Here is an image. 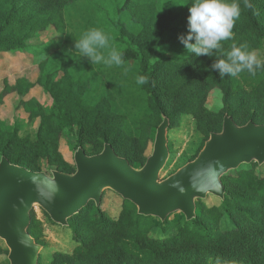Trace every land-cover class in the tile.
<instances>
[{
    "label": "trees",
    "instance_id": "trees-1",
    "mask_svg": "<svg viewBox=\"0 0 264 264\" xmlns=\"http://www.w3.org/2000/svg\"><path fill=\"white\" fill-rule=\"evenodd\" d=\"M76 1L0 0V52L25 50L38 33L50 27L59 33L75 27L77 34H67L62 53L55 58L60 60L62 57L61 62L69 63L68 67L73 63L71 69L75 72L88 70L91 78L98 76L96 80L107 85L102 100L89 106L83 100L88 87L86 81L68 73L56 81L52 77L53 71H42L38 84L51 96L52 109L47 114L36 102L24 104V110L29 108L34 113L32 118L40 117L34 138L29 133L21 135L18 128L7 131L0 123V158L5 156L12 164L36 172L41 171L39 161L46 159L56 170L72 173L74 168L64 161L59 147L62 135L68 132L75 138V148L82 147L87 155L98 154L108 143L117 155L126 158L134 167L137 160L145 163L143 152L162 114L170 119L169 129L175 117L191 116L196 129L205 136L200 150L211 132L221 130L224 114L235 121L233 110L214 114L204 108L210 88L222 90L227 104L236 98L238 104L244 100L241 96L246 94L245 85L250 94L264 99V70H257L255 76L244 71L236 77L220 78L219 70L212 65L224 58L222 53L213 50L211 56H196L185 48L179 37L188 34L189 0H108L107 5L111 4L116 10V21L106 13L98 16L94 10L100 11V8L88 4L87 0L78 8H71L80 16L74 25L67 21L65 13ZM238 2L241 14L232 29L233 38L221 42L225 53L231 50L233 43L237 46L246 43L252 51L264 41V0H251L252 8H245L243 0ZM91 28L102 30L109 37L110 45L123 53V67L131 65L137 69L138 76L149 78L147 84L140 85L146 96L144 110L148 115L142 118L138 138L127 136L123 116L111 108L112 92L106 81L109 69L102 68L104 64L101 63L95 70H90L89 66L94 64L89 58L79 56L74 48L75 40ZM178 43L182 45V53L176 59L154 62L169 45L172 51L173 47L179 49ZM65 54L72 60L67 61ZM93 79L91 85L95 87ZM23 83L24 93L33 87L31 83ZM88 146L91 154L86 151ZM262 166L252 162L225 174L221 178L224 198L208 196L216 201L212 205L206 203L208 197L197 201L196 217L191 221H186L180 213L168 216L164 222L144 217L138 215L136 207L127 201H123L118 216L112 218L101 208L102 203L96 206L90 201L68 220L67 228L72 231L75 245L72 254L66 258L73 262L106 258L114 264H216L219 257L227 264H264V175L256 172ZM171 217L177 220H170ZM155 220L159 221V236L152 232ZM223 220L230 226L223 229ZM37 224L31 214L29 233L42 245ZM171 229L175 232L167 235ZM2 251L0 246V253Z\"/></svg>",
    "mask_w": 264,
    "mask_h": 264
},
{
    "label": "water",
    "instance_id": "water-1",
    "mask_svg": "<svg viewBox=\"0 0 264 264\" xmlns=\"http://www.w3.org/2000/svg\"><path fill=\"white\" fill-rule=\"evenodd\" d=\"M170 119L161 115L152 150L140 168L116 154L105 143L101 152L87 155L82 147L73 154L74 171L36 172L0 158V240L9 264H39L43 246L30 235L31 213L40 208L57 226L90 201L99 206L106 191L133 204L138 215L164 222L180 213L186 221L196 217V202L208 196L224 198L221 178L241 165H264V124L238 125L225 114L219 132H211L197 156L164 179L170 150Z\"/></svg>",
    "mask_w": 264,
    "mask_h": 264
},
{
    "label": "rangeland",
    "instance_id": "rangeland-1",
    "mask_svg": "<svg viewBox=\"0 0 264 264\" xmlns=\"http://www.w3.org/2000/svg\"><path fill=\"white\" fill-rule=\"evenodd\" d=\"M86 2L87 0H77L74 4L70 5L71 7L67 8L65 13L67 21H72L75 25L76 21H79L80 16L71 8L73 6H81ZM87 3L100 8V11L97 9L94 10L98 16L106 13L105 15H110L113 20H117L116 10H114L111 4L107 5L108 0H88ZM101 9H103V13ZM68 33L71 35L76 33V28L68 27L64 33H59L50 27L46 31L38 33L28 43L27 49L0 52V96H2L0 103V123L3 129L13 131L15 128H18L21 135L29 133L33 138L35 137L39 128L40 117L35 115L36 117L32 118L31 115L34 113L29 108L25 109V111L24 104L30 101L36 102L44 108L47 114L50 113L53 100L38 84V80L44 70L48 73L53 71L52 77L56 81H59L66 73L74 78L86 81L88 87L83 97L86 105L93 106L102 100L107 85L96 80L98 76H95L94 79L91 78L88 70L83 73L75 72L71 69V66L74 65L73 63L68 67L69 63L61 62L62 57L60 60L55 58L62 53L61 48L64 42H67L66 36ZM69 42L70 40H68ZM178 47L179 49L173 47V50L176 51L174 52L172 51V46L169 45L166 48V52L161 54L160 57H157L154 62L158 59L163 60L165 58L176 59L182 53V45L179 44ZM57 49L59 50L56 51ZM254 50L257 52L258 58L264 60V41ZM77 54L81 56L78 52ZM104 54H106V51ZM64 57L67 58V61L72 60V57L66 54ZM88 63L89 65L91 64L90 62ZM62 65H64L63 68ZM99 66L101 64H94V66L90 65L89 68L90 70H95V67L97 68ZM126 66L118 69L115 65L111 67L102 65V68L109 69L106 72V81L109 84L108 90L112 92L111 97L113 99L110 101L111 108L114 112L123 116V128L127 136L134 139L139 137L140 125L142 124V120L147 117L148 112L144 110L146 96L141 90L140 85L136 83V78L138 77L137 69L131 67V65ZM125 68H127V72H125ZM91 79L96 83L95 87L91 85ZM23 82L33 84V87L26 93H24L25 85ZM243 88L246 94H242L241 97L244 100L240 104H238L237 98L233 102L229 101L228 104L226 102L224 103L222 90L217 87L210 88L204 102V108L214 114L224 112L225 110H233L236 118L235 121L238 125H243L247 121L264 124V99L250 94V89L246 85ZM173 120V126L168 130L170 156L165 169L160 175V179L168 177L180 167L190 162L200 150L202 142L205 139L204 134L196 129L194 119L191 116L181 115L175 117ZM64 134L61 137L59 146L60 154L64 161L74 168L73 154L76 150L75 138L68 132ZM154 135V132L150 133L147 146L142 155L144 159L151 153ZM135 148L138 150L139 146L136 145ZM86 149L88 154L92 153L89 146ZM38 165L41 171L45 173L56 170V167L51 165L46 159L40 160ZM142 165V161L139 160L134 163L135 168H140ZM256 172L264 175V165L261 169L257 168ZM215 202L212 197H208L206 200L208 205H212ZM101 203V208L112 218H116L120 213L123 200L117 194L106 191L103 194ZM31 214L38 223L36 228L40 234L39 241L43 245V250L40 254V264H114V262L106 258L94 260L81 259L78 262L70 261L66 258V255H71L74 249L75 243L72 231L69 228H62L52 224L38 207H35ZM176 217H171L170 220L176 221L179 218ZM158 224L159 221L155 220V227L152 230L155 236H159L161 233ZM227 226H230V223L223 220L221 227L225 229ZM174 232L175 230L171 229L167 235L173 234ZM0 246L3 250L0 253V264H9L6 253L7 249L1 240ZM262 250L264 251V245ZM205 260L210 262L211 258L205 257Z\"/></svg>",
    "mask_w": 264,
    "mask_h": 264
},
{
    "label": "clouds",
    "instance_id": "clouds-1",
    "mask_svg": "<svg viewBox=\"0 0 264 264\" xmlns=\"http://www.w3.org/2000/svg\"><path fill=\"white\" fill-rule=\"evenodd\" d=\"M245 8H252L251 0H243ZM241 14L238 0H189L188 34L179 37L185 48L196 56L213 54L218 50L224 58L212 65L219 70L220 78L236 77L244 71L255 76L257 70H264V60L258 58L255 50L249 51L246 43L231 45V50L223 51L222 41L233 38L232 29ZM74 48L83 57L89 58L92 64L115 65L123 67V53L112 47L109 37L100 29L86 30L75 40ZM107 52L105 55L104 52ZM127 72V68H125ZM149 82L147 76L136 78L138 85ZM216 264H227L217 257Z\"/></svg>",
    "mask_w": 264,
    "mask_h": 264
}]
</instances>
